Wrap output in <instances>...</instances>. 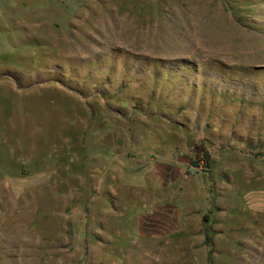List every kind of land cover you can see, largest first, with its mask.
<instances>
[{
  "label": "rangeland",
  "instance_id": "1",
  "mask_svg": "<svg viewBox=\"0 0 264 264\" xmlns=\"http://www.w3.org/2000/svg\"><path fill=\"white\" fill-rule=\"evenodd\" d=\"M0 264H264V0H0Z\"/></svg>",
  "mask_w": 264,
  "mask_h": 264
}]
</instances>
